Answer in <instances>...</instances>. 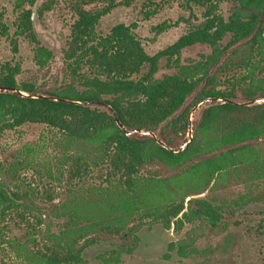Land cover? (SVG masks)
Instances as JSON below:
<instances>
[{
    "label": "trees",
    "instance_id": "trees-1",
    "mask_svg": "<svg viewBox=\"0 0 264 264\" xmlns=\"http://www.w3.org/2000/svg\"><path fill=\"white\" fill-rule=\"evenodd\" d=\"M64 1L75 20L63 50L61 76L19 80V63L0 64V134L28 123L55 128L68 142L88 152L67 157L68 182H80L99 168L106 171L108 182H117L120 191L105 202L82 203L74 212L93 219L90 224L77 230L66 228L60 234H42L41 247L27 249L28 260L87 264L83 253L100 241L91 236L95 232L131 237L136 244L138 231L147 223L177 232L197 220L215 225L223 209L185 195L188 187H208L232 172L264 177V78L255 76L264 72V0H231L228 18L214 0H183L191 12L193 6L202 8V19L187 21L188 30L154 55L145 50L133 26L118 24L106 35L97 30L102 18L119 6H131L133 0ZM56 2L44 1L39 16L52 10ZM35 3L22 0L19 7ZM3 18L0 7V36L9 38L13 53H18L19 38L24 37L35 45L34 62L39 70H49L54 54L35 32L33 11L24 9L19 14L13 35ZM171 28L167 23L154 27L151 41ZM226 37L229 40L224 44ZM196 44L208 45L212 52L202 61L180 65L182 50ZM228 52L236 58L232 65L250 71L249 81L219 80L218 73L229 67L219 65ZM163 58L178 71L157 78ZM221 84L231 88L220 89ZM210 98L214 100L206 102ZM201 103L206 106L192 120V110ZM143 171L147 179L141 178ZM12 176L15 190L0 183V236L3 222L6 217L14 220L13 214L41 234L39 227L45 220L32 206L38 192L31 184L19 183L18 170ZM47 177L54 181L52 174ZM42 194L56 206L59 194L52 185ZM198 236L191 229L183 239L170 243L169 250L188 257L196 250Z\"/></svg>",
    "mask_w": 264,
    "mask_h": 264
},
{
    "label": "rangeland",
    "instance_id": "rangeland-1",
    "mask_svg": "<svg viewBox=\"0 0 264 264\" xmlns=\"http://www.w3.org/2000/svg\"><path fill=\"white\" fill-rule=\"evenodd\" d=\"M22 0H0L4 12L3 22L9 27L10 34L16 30L19 14L24 9L33 11L35 31L42 45L54 54V61L49 70H39L34 62L35 45L28 39L19 38V51L13 53L9 38L0 36V64L19 63L22 73L19 80L32 76L42 79H54L61 76L63 67V50L75 17L64 0H56L52 10L39 16V8L47 0H36L31 6L25 4L19 7ZM219 5V12L226 18L233 7L231 0H214ZM183 0H133L131 6H119L102 18L98 32L106 35L112 27L118 24L135 27V32L141 39L145 50L154 55L172 45L190 26L187 21L197 22L194 17L202 19L203 9L193 6V12L184 7ZM151 13L147 17V13ZM167 23L172 28L159 35L155 42L154 27ZM226 37L223 43H227ZM212 49L205 44H196L182 50L180 65H192L202 61ZM236 59L228 52L220 64H228L218 73L220 81L238 83L246 78L249 81V70L245 67L232 65ZM235 63V62H234ZM231 64V65H230ZM237 64V63H235ZM178 71L173 63L166 58L160 62L157 78ZM256 77L264 78V72H256ZM230 84L220 86L229 89ZM209 102V101H208ZM199 104L192 110V120L199 116ZM102 110L107 106L98 104ZM191 133L188 135L191 138ZM75 143L68 142L55 128L45 124L28 123L14 130L0 134V183L16 189L12 174L18 170L19 183L32 185L38 192L33 196V208L39 209L45 223L39 227L41 234L28 228L16 215L13 219L6 217L5 226L0 236V264H34L27 258V249L37 250L41 247L43 235L60 234L66 228L77 230L90 224L93 219L75 214L82 203L87 201L108 200L114 192H119L114 179L106 180V171L95 169L91 176L80 182L71 184L67 178V157L75 153H88ZM149 171L156 170L148 167ZM52 174L54 181L47 175ZM142 179H147V171L141 173ZM23 182V183H22ZM196 183V182H195ZM192 185H197V184ZM52 185L56 198V206L46 202L43 191ZM190 186V185H188ZM117 189V190H116ZM185 195H193L223 209V217L215 225L204 220L187 223L180 232L166 229L162 224H144L137 233L136 244L130 238L119 235L95 232L91 236L100 241L85 250L83 257L87 264H264V177L250 178L247 175L232 172L225 177L200 189L187 188ZM31 205L30 203H28ZM194 229L199 233L194 242L196 249L188 257H180L176 250H169V244L179 241L186 233ZM36 240V245L35 241ZM169 255L168 257H166Z\"/></svg>",
    "mask_w": 264,
    "mask_h": 264
},
{
    "label": "water",
    "instance_id": "water-1",
    "mask_svg": "<svg viewBox=\"0 0 264 264\" xmlns=\"http://www.w3.org/2000/svg\"><path fill=\"white\" fill-rule=\"evenodd\" d=\"M34 29H35V26H34ZM36 32V31H35ZM37 34V33H36ZM38 36V35H37ZM24 95H27V94H24ZM46 98H49V97H46ZM50 99H55V100H60L59 98H50ZM214 99H212V98H210V99H207L206 100V102H212ZM67 102H71V103H79L80 104V102H74V101H67ZM202 104V103H201ZM150 135H154L153 133H149Z\"/></svg>",
    "mask_w": 264,
    "mask_h": 264
}]
</instances>
